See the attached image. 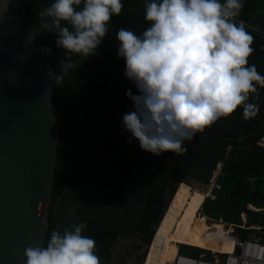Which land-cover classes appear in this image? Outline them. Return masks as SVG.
Here are the masks:
<instances>
[{"label": "trees", "instance_id": "16d2710c", "mask_svg": "<svg viewBox=\"0 0 264 264\" xmlns=\"http://www.w3.org/2000/svg\"><path fill=\"white\" fill-rule=\"evenodd\" d=\"M52 2L11 0L9 7L13 14L21 18L20 27L28 29L39 25V12ZM122 3L121 14L112 17L109 33L96 51L102 54L112 71L125 76V61L116 54V31L123 27L141 34L150 25L144 19V0H122ZM240 21L254 37L252 47L255 51L248 63L255 64L258 72L264 75V0H246L235 20L236 23ZM55 39L53 33L44 32L35 37L34 43L37 48H51L55 57L45 56L50 59L53 72L60 75L62 70L57 63ZM77 58L76 54L68 57L70 63ZM51 81L52 110L60 120V141L53 198L48 205L50 227L45 245L50 233L57 230L54 206L65 189L76 186L91 188L102 194L118 211L123 205L133 169L145 152L139 147V142L122 128L123 115L134 110L125 93L131 89L133 94H137L130 81L111 77L104 71L99 59L93 56L69 70L61 84ZM257 95L259 99H256ZM263 96L264 88L257 85V93L250 94L249 102L257 104ZM243 118V108L240 107L224 120L240 121ZM183 147L186 151L179 154L166 152L162 158L143 212L135 224L137 234L120 235L105 230L84 212L76 210L105 264H115L112 249L122 236L137 238L142 244H147V237L154 233L167 206V198L175 192L173 197L176 196V199L171 200L175 218L165 220L163 215L154 240L165 244L163 250L157 251L161 262L163 252L167 254L164 262L171 260L175 253L193 258L205 254V258L210 259V253L202 249L212 247L220 250L224 245L221 236L230 231L229 225H236L238 240L245 241L251 237L253 232L237 227H242L241 214L248 205L257 210L264 208V127L241 142L197 137L190 142L185 141ZM217 170L218 188L212 190L214 199L204 198L202 193L192 191V187L187 185H208ZM263 221L264 211L248 212V227L261 225ZM160 227L162 229L159 230ZM169 239L179 244L167 246V242L171 241ZM232 251L233 241L227 245V252ZM126 253L130 256L129 252ZM141 257H136L137 263Z\"/></svg>", "mask_w": 264, "mask_h": 264}, {"label": "clouds", "instance_id": "9594fccd", "mask_svg": "<svg viewBox=\"0 0 264 264\" xmlns=\"http://www.w3.org/2000/svg\"><path fill=\"white\" fill-rule=\"evenodd\" d=\"M10 2L0 0V12H8ZM244 3L144 0V19L150 26L141 34L123 27L116 31L117 57L125 61L124 75L137 89V94L131 89L125 93L134 110L123 115L122 128L143 151L179 154L186 151L185 141L238 108L246 118L259 112V105L249 102L257 85L264 88V75L248 63L254 37L243 21L235 22ZM123 8L122 0H53L40 11V32L53 33L65 56L60 75L47 72L51 80L63 82L74 66L70 55H95L112 17ZM40 32H33L29 42ZM38 50L55 57L49 47ZM85 228L79 224L53 230L46 245L24 250L25 264H100L95 241L82 234Z\"/></svg>", "mask_w": 264, "mask_h": 264}, {"label": "water", "instance_id": "95a60500", "mask_svg": "<svg viewBox=\"0 0 264 264\" xmlns=\"http://www.w3.org/2000/svg\"><path fill=\"white\" fill-rule=\"evenodd\" d=\"M21 23L10 7L8 12H0V264H25L24 250L29 245H45L60 141V120L52 110V81L47 75L51 62L28 39L43 30L38 25L22 29ZM93 57L111 77L128 81L108 67L100 52ZM86 58H77L69 70ZM63 59V50L57 49L58 65ZM257 104L255 116L240 121L221 119L194 138L244 141L264 127V96ZM165 154H142L118 211L91 188L65 189L54 206L57 230L82 224L76 214L79 209L105 230L137 234L135 224ZM82 234L88 236L85 230ZM96 255L100 264H105L97 248Z\"/></svg>", "mask_w": 264, "mask_h": 264}, {"label": "built area", "instance_id": "2783aa9c", "mask_svg": "<svg viewBox=\"0 0 264 264\" xmlns=\"http://www.w3.org/2000/svg\"><path fill=\"white\" fill-rule=\"evenodd\" d=\"M243 2H245V0H243ZM218 174H219V170L215 172L209 184L203 186V187L208 186L209 188L208 193L203 192L204 198L214 199V196L212 195V190L214 188H218V185L216 184V178ZM174 194L170 195L167 198L166 201L167 206L163 210L159 223L161 222V219L166 209L168 208L169 203L172 200ZM249 211L259 212V211H264V208L261 210H257L253 208L251 205L247 206L246 210L241 214L243 225L242 227H237V228L246 232H253V234L248 240L245 241L238 239L234 240L233 252L229 254H224L222 259H218L220 253L211 252V251H208L211 255L210 259H206L205 257L193 258L181 253H175L171 260L165 262L164 261L161 262V260H158L157 258H152V257L150 258L149 254L151 250L159 251L165 248L164 242L154 243V240L157 235L156 232L159 225L158 223L157 227L154 230V233L150 236V239L148 240L147 244H145L146 245L145 251L141 254L142 257L137 264H264V221L261 225L254 224L252 225V227H248L247 215ZM219 222L221 223V221ZM229 227L235 229L236 225H229ZM173 230L174 227L171 229L170 233H172ZM212 255H216V258H212Z\"/></svg>", "mask_w": 264, "mask_h": 264}, {"label": "rangeland", "instance_id": "374dc122", "mask_svg": "<svg viewBox=\"0 0 264 264\" xmlns=\"http://www.w3.org/2000/svg\"><path fill=\"white\" fill-rule=\"evenodd\" d=\"M192 187V191L197 190L201 193L205 192L208 193L209 188L203 187L198 183H192V184H187ZM207 188V189H206ZM168 217V218H167ZM166 220H173L175 218V212L172 210L171 213L169 214L167 212L166 216L164 217ZM231 230V229H230ZM235 233H236V229ZM171 240L173 244H179L178 241ZM145 244H142L139 239H135L133 237H128V236H122L118 239L116 245L113 247L112 252L115 255V264H137L136 262V257L141 255L145 251ZM130 253V256H127V253ZM149 257L151 258H157L158 260L160 259V255L157 253L156 250H151Z\"/></svg>", "mask_w": 264, "mask_h": 264}, {"label": "bare ground", "instance_id": "6f19581e", "mask_svg": "<svg viewBox=\"0 0 264 264\" xmlns=\"http://www.w3.org/2000/svg\"><path fill=\"white\" fill-rule=\"evenodd\" d=\"M197 191V190H196ZM197 192H199V191H197ZM201 193V192H200ZM204 195V194H203ZM173 199L175 200L176 199V196H174L173 197ZM174 200H172V201H174ZM171 201V202H172ZM172 210H174V208H173V202L170 204V206L166 209V211H165V213H164V217L166 216V214H167V212L170 214L171 213V211ZM168 218V217H167ZM165 219V218H164ZM166 220V219H165ZM169 220V219H168ZM160 229H162L161 227L159 228V230ZM237 232L235 233V230H234V228H231V230L228 232V233H226L224 236H221V238L222 239H224V245H223V247L220 249V250H215V249H213L212 247H205V248H203V250H206V251H211V252H216V253H220V255H219V257H218V259H222L223 258V255L224 254H229V253H232V252H227V245L231 242V241H234V240H236V239H239L238 237H237ZM169 243H171V241L170 242H167V246L169 245ZM172 244V243H171ZM162 255H163V261L165 260V258H166V256H167V254L165 253V252H163L162 253ZM173 257V256H172ZM205 257V254H201L200 255V257H198V258H204ZM212 258H216V255H212Z\"/></svg>", "mask_w": 264, "mask_h": 264}, {"label": "flooded vegetation", "instance_id": "af4514ba", "mask_svg": "<svg viewBox=\"0 0 264 264\" xmlns=\"http://www.w3.org/2000/svg\"><path fill=\"white\" fill-rule=\"evenodd\" d=\"M203 194V193H202ZM135 239H137V238H135ZM154 243H157V241H154Z\"/></svg>", "mask_w": 264, "mask_h": 264}]
</instances>
